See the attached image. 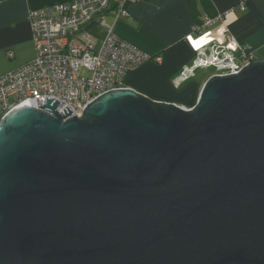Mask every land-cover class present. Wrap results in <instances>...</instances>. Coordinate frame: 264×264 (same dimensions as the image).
Returning a JSON list of instances; mask_svg holds the SVG:
<instances>
[{
    "label": "water",
    "instance_id": "95a60500",
    "mask_svg": "<svg viewBox=\"0 0 264 264\" xmlns=\"http://www.w3.org/2000/svg\"><path fill=\"white\" fill-rule=\"evenodd\" d=\"M59 102L0 120V264H264V59L192 107Z\"/></svg>",
    "mask_w": 264,
    "mask_h": 264
},
{
    "label": "built area",
    "instance_id": "2783aa9c",
    "mask_svg": "<svg viewBox=\"0 0 264 264\" xmlns=\"http://www.w3.org/2000/svg\"><path fill=\"white\" fill-rule=\"evenodd\" d=\"M134 1L70 0L31 10L36 55L0 75V120L25 101L39 108L47 97L60 101V113L68 106L74 115L81 116L101 94L127 87L125 77L130 69L148 60L162 61L161 55H149L120 37L106 19L108 12L116 20L128 17L127 4ZM246 3L241 0V9H246ZM222 18V14L205 16L198 31ZM256 59L251 44L227 35L199 46L195 60L181 71L180 79L195 76L198 68L213 67V74L236 73ZM82 70L89 75H83Z\"/></svg>",
    "mask_w": 264,
    "mask_h": 264
},
{
    "label": "crops",
    "instance_id": "0c3cea01",
    "mask_svg": "<svg viewBox=\"0 0 264 264\" xmlns=\"http://www.w3.org/2000/svg\"><path fill=\"white\" fill-rule=\"evenodd\" d=\"M70 0H0V75L23 65L36 55L29 13L56 2ZM125 0H115L123 2ZM135 0L127 4L130 15L106 19L115 33L162 61H145L130 69L127 87L155 99L192 107L209 78L197 75L183 81L181 71L196 58L197 48L210 40L233 35L251 44L257 59H264V0ZM222 14V21L203 29L204 17ZM13 55L10 56L9 53Z\"/></svg>",
    "mask_w": 264,
    "mask_h": 264
},
{
    "label": "rangeland",
    "instance_id": "374dc122",
    "mask_svg": "<svg viewBox=\"0 0 264 264\" xmlns=\"http://www.w3.org/2000/svg\"><path fill=\"white\" fill-rule=\"evenodd\" d=\"M208 73H209V69L202 68L201 70H199V72L196 75L199 77V79H202ZM82 74L83 75H89V72L87 70H82Z\"/></svg>",
    "mask_w": 264,
    "mask_h": 264
},
{
    "label": "trees",
    "instance_id": "16d2710c",
    "mask_svg": "<svg viewBox=\"0 0 264 264\" xmlns=\"http://www.w3.org/2000/svg\"><path fill=\"white\" fill-rule=\"evenodd\" d=\"M203 24V23H202ZM202 68H198L197 70H196V74L199 72V70H201ZM206 69H209V73L207 74V75H209V77L211 76V75H213V73H214V68L213 67H209V68H206ZM195 74V75H196Z\"/></svg>",
    "mask_w": 264,
    "mask_h": 264
}]
</instances>
